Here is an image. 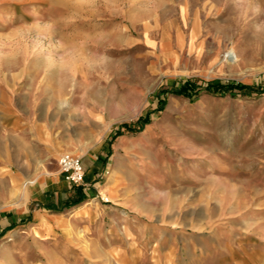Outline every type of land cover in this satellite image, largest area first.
Segmentation results:
<instances>
[{"label": "rangeland", "instance_id": "obj_1", "mask_svg": "<svg viewBox=\"0 0 264 264\" xmlns=\"http://www.w3.org/2000/svg\"><path fill=\"white\" fill-rule=\"evenodd\" d=\"M0 264H264V0H0Z\"/></svg>", "mask_w": 264, "mask_h": 264}, {"label": "built area", "instance_id": "obj_2", "mask_svg": "<svg viewBox=\"0 0 264 264\" xmlns=\"http://www.w3.org/2000/svg\"><path fill=\"white\" fill-rule=\"evenodd\" d=\"M58 166L62 178L71 185L82 184L85 180V168L81 157L77 154L65 152L58 158Z\"/></svg>", "mask_w": 264, "mask_h": 264}, {"label": "crops", "instance_id": "obj_3", "mask_svg": "<svg viewBox=\"0 0 264 264\" xmlns=\"http://www.w3.org/2000/svg\"><path fill=\"white\" fill-rule=\"evenodd\" d=\"M95 171H97L96 167H94V170L91 173H87L85 169V180L92 181ZM43 179H44L45 186H50L52 184V183H49V182H52V179L50 176H44ZM89 192H92L91 189H89Z\"/></svg>", "mask_w": 264, "mask_h": 264}, {"label": "bare ground", "instance_id": "obj_4", "mask_svg": "<svg viewBox=\"0 0 264 264\" xmlns=\"http://www.w3.org/2000/svg\"><path fill=\"white\" fill-rule=\"evenodd\" d=\"M233 54L231 52L229 53V51L226 53L227 57L230 59L229 61L236 62L237 58Z\"/></svg>", "mask_w": 264, "mask_h": 264}]
</instances>
